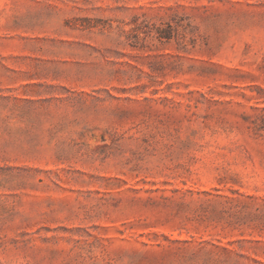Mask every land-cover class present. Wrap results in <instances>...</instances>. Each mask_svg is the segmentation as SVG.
<instances>
[{"label":"rangeland","instance_id":"374dc122","mask_svg":"<svg viewBox=\"0 0 264 264\" xmlns=\"http://www.w3.org/2000/svg\"><path fill=\"white\" fill-rule=\"evenodd\" d=\"M0 264H264V0H0Z\"/></svg>","mask_w":264,"mask_h":264}]
</instances>
